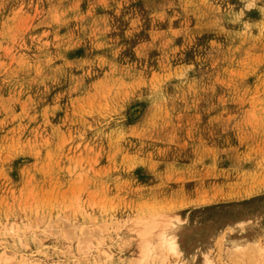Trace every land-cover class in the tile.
<instances>
[{
	"label": "rangeland",
	"instance_id": "rangeland-1",
	"mask_svg": "<svg viewBox=\"0 0 264 264\" xmlns=\"http://www.w3.org/2000/svg\"><path fill=\"white\" fill-rule=\"evenodd\" d=\"M160 214L203 244L161 264H264V0H0V264H138Z\"/></svg>",
	"mask_w": 264,
	"mask_h": 264
},
{
	"label": "bare ground",
	"instance_id": "bare-ground-1",
	"mask_svg": "<svg viewBox=\"0 0 264 264\" xmlns=\"http://www.w3.org/2000/svg\"><path fill=\"white\" fill-rule=\"evenodd\" d=\"M137 228L141 240V258L139 259L138 264H161L169 261L171 258H185L188 254H192L195 259L203 246V244H201L202 241H199V243L197 242L196 244L188 242V228L176 217L160 214L154 217L144 218L139 220ZM16 229L18 230V228ZM11 233L14 234L13 231ZM16 236L18 237V235ZM225 240V244L234 251L235 256L240 253L242 254V257L252 256L254 253V250L251 248H254L256 245L253 244V237L247 230H245L244 225L235 229L232 235ZM221 242L223 241L221 240ZM256 244L259 245L257 242ZM257 248L255 247L254 249L257 250ZM87 249L90 250L86 246L85 250L87 251ZM208 258L205 257L202 259V264H213Z\"/></svg>",
	"mask_w": 264,
	"mask_h": 264
}]
</instances>
